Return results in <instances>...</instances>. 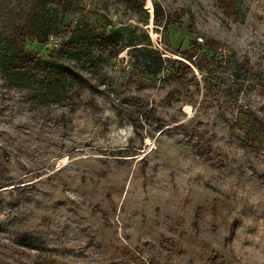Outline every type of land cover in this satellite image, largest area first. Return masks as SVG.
<instances>
[{"label":"rangeland","instance_id":"obj_1","mask_svg":"<svg viewBox=\"0 0 264 264\" xmlns=\"http://www.w3.org/2000/svg\"><path fill=\"white\" fill-rule=\"evenodd\" d=\"M29 1L0 0V35ZM232 2L47 4L53 33L26 46L41 59L89 25L138 46L147 34L190 70L179 81L167 62L147 76L130 49L95 70L58 56L93 86L60 104L0 71V264H264V0ZM193 51L201 71L182 57Z\"/></svg>","mask_w":264,"mask_h":264},{"label":"trees","instance_id":"obj_2","mask_svg":"<svg viewBox=\"0 0 264 264\" xmlns=\"http://www.w3.org/2000/svg\"><path fill=\"white\" fill-rule=\"evenodd\" d=\"M8 1V0H4ZM11 1V0H10ZM51 0H30V10L27 17L17 23L12 18H7L3 26L7 30L0 35V71L4 81L17 89H30L42 104H60L69 99L71 93H82L84 90L93 89L92 84L85 76L70 64L58 66V56L69 57L70 60H86L89 67L95 70L96 59L102 57L115 58L125 49L132 51L131 57L139 63L141 72L150 77H156L166 67L167 62H176L179 68L176 71L178 80L190 70L189 65L181 61H172L155 48H150L147 34L143 39L148 43L138 46L132 36H128L121 29L113 31L102 30L97 33L89 25L74 28L66 44L58 50H51L45 59L39 58L35 53L27 51L28 42L36 41L39 45L46 44L47 39L53 33V24L47 4ZM225 13L233 11L232 0H215ZM1 5V4H0ZM162 17L161 9L154 4L153 19L159 23ZM170 21L164 23L163 29L170 26ZM219 43L209 41L205 47L210 51H216ZM194 48L196 47L193 44ZM215 53V52H213ZM203 54L200 58L212 63L214 54ZM186 59L197 70L202 66L194 61V51L182 52ZM182 67V68H181ZM183 73V74H182ZM250 120H254L250 117ZM163 129L159 126L157 131ZM259 129V128H258Z\"/></svg>","mask_w":264,"mask_h":264}]
</instances>
